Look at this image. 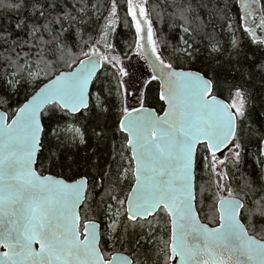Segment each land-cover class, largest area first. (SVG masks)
Here are the masks:
<instances>
[{"label": "snow or ice", "instance_id": "obj_1", "mask_svg": "<svg viewBox=\"0 0 264 264\" xmlns=\"http://www.w3.org/2000/svg\"><path fill=\"white\" fill-rule=\"evenodd\" d=\"M0 7L21 12L0 29V264H148L150 252L152 264H264V124H249L244 83L223 98L212 55L227 51L241 81L258 65L264 80L237 35L264 51V0ZM121 21L134 29L125 49ZM109 132L123 137L111 162ZM257 132L260 171L237 179Z\"/></svg>", "mask_w": 264, "mask_h": 264}, {"label": "trees", "instance_id": "obj_2", "mask_svg": "<svg viewBox=\"0 0 264 264\" xmlns=\"http://www.w3.org/2000/svg\"><path fill=\"white\" fill-rule=\"evenodd\" d=\"M106 3L107 0H104ZM121 4L123 3V0H118ZM159 0H150V3H159ZM229 3H232L233 0H228ZM123 15V13H121ZM21 18V12L16 11H9L5 8L0 7V29H14V26L16 22ZM103 19H101L100 24H103ZM218 23H223L218 22ZM157 27H160L159 22L156 24ZM93 27H96L95 25ZM165 34H167V24L165 23L163 25ZM134 29H129L123 26V22L121 21V24L116 29L115 34V40L114 43L116 44L118 49H125L126 45H129L133 42L134 36H133ZM92 35H96L95 32H91ZM238 36H241L242 39H244L243 47L244 50L248 53L250 57H255L257 61L264 59V51L258 50L257 46L254 44H250V42L243 38L242 33H237ZM21 36H23V33H21ZM216 38L223 42V47L225 49L230 50V45L228 44V40L230 39V33L225 28L221 30L220 28H217L216 30ZM103 50V49H102ZM213 56H217L219 63H216L213 61L215 66L217 67L218 71L220 72L221 78H222V87L224 88V95L223 98L227 101V98L229 96V85L232 84H241L244 83V87L248 89L249 91V107L253 110L254 119L249 121V124H251L252 127L255 129H261L262 124H264V116L256 115L260 112V108L262 103H264V80L261 79L259 73V66L257 65L256 72L251 75V78H249V75H245L244 81H241L239 75L232 71V64L229 63V57L227 54V51H223L220 54L213 53ZM205 57H208V51L202 49V55L201 60H205ZM205 62H207L205 60ZM234 63V61H233ZM60 70H67L66 68L61 67ZM109 71H113L111 68L108 69ZM252 72L251 68L246 65V73ZM246 81V83H245ZM23 90H21V93ZM156 92L155 86H153V90L151 95L154 96ZM114 97L110 98V102L114 101ZM149 106H155L157 109H159V105H149ZM115 110L113 109V115ZM90 121L91 117H88L86 120H82L77 123V126H81L83 124L85 127H90ZM71 122V121H70ZM123 141V137L119 133L109 132V138L103 143L101 149H100V157L104 160H108L111 162V154L113 147H115L116 152H119L120 150V144ZM258 141H259V132H257L250 140L246 141V148L245 152L242 154L243 161L240 166L239 171H235V176L237 179H239L241 176H245L249 173H252L255 169L257 172L260 171V165L256 163V160L258 158ZM94 143V141H93ZM262 159V157H259ZM205 179V177H203ZM235 183V181H234ZM95 193H93L94 195ZM204 212H201V218L204 219ZM203 215V216H202ZM207 222V220H203V222ZM107 223V221H105ZM104 228V225L102 224V229ZM149 246H145V249H147ZM117 248H119V245H117ZM145 257H141V259H144ZM148 258V264L152 263V260L155 259L154 252H150Z\"/></svg>", "mask_w": 264, "mask_h": 264}, {"label": "flooded vegetation", "instance_id": "obj_3", "mask_svg": "<svg viewBox=\"0 0 264 264\" xmlns=\"http://www.w3.org/2000/svg\"><path fill=\"white\" fill-rule=\"evenodd\" d=\"M262 159H264V157H262ZM45 174H47V173H45ZM205 177V179H202V180H200V181H198V183H201V182H203L204 180H207L208 179V177L207 176H204ZM203 216V215H202ZM161 220L163 221L164 220V217L163 216H161ZM204 220V219H203ZM202 220V221H203ZM205 222V221H204ZM101 229H102V226H101ZM103 230V229H102ZM165 239H167V236L165 235ZM151 247H153L154 248V245L153 246H151ZM152 264V263H151Z\"/></svg>", "mask_w": 264, "mask_h": 264}, {"label": "rangeland", "instance_id": "obj_4", "mask_svg": "<svg viewBox=\"0 0 264 264\" xmlns=\"http://www.w3.org/2000/svg\"><path fill=\"white\" fill-rule=\"evenodd\" d=\"M160 1V0H159ZM133 59L135 60V57H133ZM125 63H127V61H125ZM142 63V62H141ZM204 214V213H203ZM205 215V214H204Z\"/></svg>", "mask_w": 264, "mask_h": 264}]
</instances>
